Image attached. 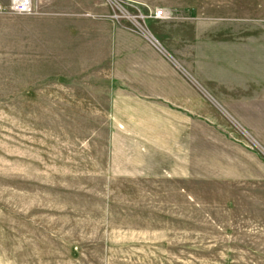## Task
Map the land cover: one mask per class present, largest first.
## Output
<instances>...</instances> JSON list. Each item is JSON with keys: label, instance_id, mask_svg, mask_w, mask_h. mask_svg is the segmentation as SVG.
I'll use <instances>...</instances> for the list:
<instances>
[{"label": "rangeland", "instance_id": "rangeland-1", "mask_svg": "<svg viewBox=\"0 0 264 264\" xmlns=\"http://www.w3.org/2000/svg\"><path fill=\"white\" fill-rule=\"evenodd\" d=\"M9 6L0 264H264V0Z\"/></svg>", "mask_w": 264, "mask_h": 264}, {"label": "built area", "instance_id": "built-area-1", "mask_svg": "<svg viewBox=\"0 0 264 264\" xmlns=\"http://www.w3.org/2000/svg\"><path fill=\"white\" fill-rule=\"evenodd\" d=\"M31 7L32 0H10V6L8 9H10L12 13L22 14L30 12ZM0 10H2L1 7ZM159 15H162V13H159L158 16Z\"/></svg>", "mask_w": 264, "mask_h": 264}]
</instances>
